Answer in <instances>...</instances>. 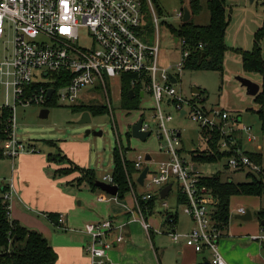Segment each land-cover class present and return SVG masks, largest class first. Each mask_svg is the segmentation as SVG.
<instances>
[{
	"label": "built area",
	"instance_id": "2783aa9c",
	"mask_svg": "<svg viewBox=\"0 0 264 264\" xmlns=\"http://www.w3.org/2000/svg\"><path fill=\"white\" fill-rule=\"evenodd\" d=\"M147 1L157 28L156 45L153 46L144 43L140 38L143 23L142 0H0V43L7 27L14 32L12 56L10 59L0 60V87L5 94V105L2 108L12 111L7 128L9 138L0 148L3 155L13 161L24 154L40 153L36 144H25L17 137L18 106L46 107L55 98L66 106H76L88 89H102L109 114L113 118L117 149L125 164L124 150L129 148H124L114 120L106 76L119 78L121 82L124 75H136L132 85H142L144 98L149 94L155 103L153 108L143 109L140 117L143 120L141 131L153 134L146 117L147 111H152L159 141L157 153L165 156V160L156 163L154 171L150 166L153 158L151 157V161L146 160L148 154H139L133 160L138 178L149 166L142 187L163 189L171 184L173 190L177 183V200L179 195L186 198L184 213L193 220L195 227L189 233L169 232L171 240L175 243L184 241L196 253L209 251L211 264H227L219 248L222 230L213 218L218 200L207 187L200 186L204 176L191 158L186 159L183 156L182 133L171 125L174 116L167 110L172 109L178 117L188 118L202 131L208 132L207 141H214L213 134L217 133L220 137L217 141L220 152L234 154L233 157L226 158L227 170H248L257 175L263 173L262 168L239 146L237 133L247 134L251 143L256 142L257 138L252 134L251 127L236 124L239 123L238 119H233L236 123L230 125L231 116L224 109L209 108L201 96L187 99L178 91L180 76L185 71V63L190 53L185 49V41L178 40L176 44L182 48L180 61L161 65L160 18L152 7L153 1ZM176 18L183 22L184 11L179 12ZM82 28H87L91 33L88 46L81 45ZM171 76L176 83H173ZM50 90H54V93L48 98ZM168 99L171 102L167 105ZM257 148L262 149L261 146ZM127 178L130 186L128 197L132 200V206L123 203L124 200L118 195L101 196L98 201L122 205L131 215L132 221L139 222L151 238L154 230L145 216L146 205L142 202L147 203L153 197H159L162 212L165 214L169 213V205L165 199H161V191L157 194L139 195L134 178L130 177L128 171ZM104 182L115 185L112 175L105 177ZM10 200L11 193L7 192L4 201L9 203L11 217ZM240 213L244 215L246 210L241 209ZM58 221L65 228L63 215ZM124 228L115 218L85 225L82 231L90 238L85 252L92 264L109 263L108 253L125 241ZM116 232L118 235L114 240L111 236Z\"/></svg>",
	"mask_w": 264,
	"mask_h": 264
},
{
	"label": "rangeland",
	"instance_id": "374dc122",
	"mask_svg": "<svg viewBox=\"0 0 264 264\" xmlns=\"http://www.w3.org/2000/svg\"><path fill=\"white\" fill-rule=\"evenodd\" d=\"M189 0H153V9L160 18L159 35H160V63L168 65L180 61L182 48L176 44L170 30L166 26L170 24L179 27L182 20L176 18ZM210 0H201L202 10L193 17V23L198 26H206L210 22V13L208 10V2ZM227 18L230 20L229 27L226 32V45L229 48L224 59L223 72L216 70H185L180 76V82L177 86L178 91L187 99L195 97L193 90L197 89L204 93L201 96L206 100L207 107H220L227 111L231 118L229 124L233 125V119H238L241 126L251 127L252 134L257 138L256 142H249L245 133L238 132L237 136L242 139L243 150L250 153L260 154L262 156V170L264 172V131L259 112L262 107L256 103V97L263 92L261 89L256 97L250 96L247 89L242 86L238 80L239 77L248 78L251 81L263 86V78L258 73H247L243 69L242 56L233 52V49H239L244 52H250L255 46V34L264 26V1L253 2L247 0L232 1L226 0ZM152 9L147 4L142 7V28L141 40L151 46L156 45L157 28L153 20ZM90 31L87 28L80 30L81 45H90ZM14 32L12 29L6 28L4 38L0 43V60L10 59L13 52ZM264 53V41L262 44ZM106 84L110 93L112 106L114 109V120L121 134L124 148V156L132 161L139 155L146 156L150 154L153 162L150 164L152 171L156 169V163L165 160L163 154H159V141L157 139V126L152 119L153 112L147 111V122L151 125L153 134L145 141L134 138H127V134L132 135V126L140 121L143 109H150L155 106L151 96L148 94L141 100L138 108L135 110H126L122 106L121 82L119 78H110L106 76ZM107 106L106 96L102 89H88L79 99L77 106L84 105ZM5 105V94L0 87V114L1 109ZM76 106V107H77ZM49 110L46 118L41 116V111ZM174 121L172 126L178 128L182 133L181 147L184 149L183 156L186 159L191 158V153L196 151L207 150V141L203 136L201 128L188 118H180L172 110ZM173 111V112H172ZM258 112V113H257ZM17 137L25 143L35 142L38 149L46 156L50 153H58L60 149L62 154L68 155L73 162L86 169L90 168L96 171L98 181L104 182V178L111 176L114 171V150L117 148V136L113 127V118L109 113L91 116V122L81 124L83 113L73 106H66L62 101L54 99V104L49 108L38 105L28 107H17ZM90 131V135L87 132ZM101 132V136L95 133ZM129 140V141H128ZM44 141H55L56 147L48 145ZM258 146L262 149L258 150ZM5 157H0V165L2 162L6 164L12 163ZM228 160L222 158L213 163L198 165V169L205 177L220 176L223 181H231L238 183H249L252 181L251 173L248 170L233 171L227 170ZM7 168V167H6ZM9 169L7 168V172ZM5 175V173H4ZM264 175V173H263ZM6 176V175H5ZM79 176V175H78ZM254 176L259 179L256 173ZM151 177V176H150ZM134 183L136 191L139 195L157 194L162 188L152 187L144 188L138 185V174H134ZM84 190V189H83ZM92 193V192H88ZM178 185L175 183L170 195L165 199L169 205V212L178 214L179 221L183 222L189 219L184 213V205H178ZM242 197V196H240ZM236 196L231 202V219L233 213L238 208L241 198ZM252 200V199H251ZM254 200V199H253ZM255 200H257L255 198ZM238 202V203H237ZM264 209V195L258 199ZM235 204V206H234ZM97 205H99L97 203ZM160 208V203H158ZM252 213H255L251 206H244ZM43 216V213H41ZM45 214V213H44ZM164 214V213H163ZM47 215V213L45 214ZM44 217V216H43ZM42 218L43 225L53 234L54 227L47 224ZM237 221V220H236ZM238 222V221H237ZM31 229L30 227H28ZM42 229V228H41ZM43 230V229H42ZM41 230V231H42ZM166 231L165 229H163ZM40 232V230H36ZM44 231V232H43ZM41 233L45 236L48 232L43 230ZM170 231V230H169ZM60 235L61 232L56 231Z\"/></svg>",
	"mask_w": 264,
	"mask_h": 264
},
{
	"label": "crops",
	"instance_id": "0c3cea01",
	"mask_svg": "<svg viewBox=\"0 0 264 264\" xmlns=\"http://www.w3.org/2000/svg\"><path fill=\"white\" fill-rule=\"evenodd\" d=\"M238 141L243 149L242 139L239 138ZM32 143L35 144V142ZM60 152H62L61 149ZM53 154L56 153L49 155ZM65 156L68 157V155ZM68 159L72 161L70 157ZM8 161L11 162L10 159ZM73 163L85 168L76 162ZM6 167L9 169L8 172ZM59 168L60 165L50 161L49 156L44 155L41 151L39 154H24L12 161L11 165L4 162L0 165V190L7 188V192L11 193V219L27 228L30 227L31 230H40V233L45 230L49 233L50 230L42 222L41 217L44 216L45 222L53 226L54 231L53 234L49 233L47 236L42 234L44 231L41 234L58 255L56 264H92L85 252L90 238L82 230L88 223L107 218H115L118 224L125 226V241L116 245L108 253V264L211 263L209 251L196 253L187 247L184 241L175 243L169 236V232L172 231L189 233L195 227L193 220L189 217L183 222H180L177 217L176 223L169 226L167 224L168 216L163 214L161 202L157 201L154 213L146 217L154 230L150 238L139 222L132 221L131 215L122 205L98 201V197H107L108 194L102 191L93 192L84 185L77 187L75 184H71L70 182L78 174L57 178L55 173ZM234 198L236 196L232 197L231 202ZM240 198L241 200L238 201L240 206L233 213L234 220L230 218L229 225L222 232V237L219 240L220 252L227 264H264V225L258 219V213L264 210L262 204L258 202L260 197L242 196ZM123 203L132 206V200L128 196ZM158 203H160V208ZM244 206H251L255 211V213L253 211L251 213L252 220L247 222L237 219L238 216L243 215L240 213L241 209L250 212ZM49 214L59 217L63 215L65 228L59 225V221L56 225L48 217ZM56 231L61 234H56ZM117 235V232L113 233L111 238L115 240Z\"/></svg>",
	"mask_w": 264,
	"mask_h": 264
},
{
	"label": "trees",
	"instance_id": "16d2710c",
	"mask_svg": "<svg viewBox=\"0 0 264 264\" xmlns=\"http://www.w3.org/2000/svg\"><path fill=\"white\" fill-rule=\"evenodd\" d=\"M153 1V0H152ZM147 4V0H142V7ZM190 9L193 17L197 16L201 10V0H189ZM208 10L210 13V22L206 26H198L193 23V17L190 22H182L179 27L167 24L166 26L171 32L174 40L185 41V49L189 51V57L185 63V70H216L223 72L224 59L229 48L226 45L225 37L230 24L227 18L226 0H210L208 2ZM264 41V26L255 34V46L252 51L244 52L239 49H233V52L240 54L243 61V69L247 73H258L263 78V92L256 97V103L262 107L259 115L261 117L264 131V53L262 44ZM202 46V47H201ZM136 75H124L121 81L122 106L126 110H135L141 103L140 94L142 85H132V81L136 79ZM131 91L135 92L134 99L131 98ZM203 96L204 93L202 92ZM54 101L47 103L49 108ZM77 106V105H76ZM73 106L81 113L89 112L91 116L109 113L108 106L84 105ZM258 113V112H257ZM12 116V111L6 108L1 109L0 114V147L9 138L7 128ZM132 135L127 134L130 139ZM204 138L208 139L209 133L203 131ZM214 141H207V150L196 151L191 153V159L196 165L213 163L222 158L233 157V153H221L218 146L217 133L213 134ZM52 147H56L55 141H44ZM241 147V144L239 143ZM129 149L127 150V152ZM184 153V149H182ZM246 154L261 168L262 156L260 154L246 152ZM3 155L0 148V157ZM125 164L123 163L119 150H114V184L118 187V197L124 200L129 192L130 186L127 178V171L131 178L137 173L134 161L127 156ZM52 162L60 165L56 170L57 178L68 177L78 174L70 183L77 187L87 186L93 192L101 191L97 186L98 181L95 170L81 168L74 164L67 156L60 151L56 154L49 155ZM264 173V172H263ZM259 175L257 179L251 173L252 181L249 183H234L231 181H223L218 176L203 177L200 186L207 187L212 195L218 200V206L215 208L213 218L222 232L227 229L231 218V199L235 196L262 197L264 195V175ZM135 185V184H134ZM7 188L0 190V264H56L58 255L48 240L38 231L28 229L17 221H13L10 217L9 203L4 201V195ZM159 197H153L144 209L145 216H150L155 211V206ZM178 205H186V198L179 195ZM167 216L171 219L167 221L169 226L176 223L178 214L169 212ZM48 217L58 225V215L49 214ZM167 217V218H168ZM258 219L264 222V210L258 213Z\"/></svg>",
	"mask_w": 264,
	"mask_h": 264
},
{
	"label": "water",
	"instance_id": "95a60500",
	"mask_svg": "<svg viewBox=\"0 0 264 264\" xmlns=\"http://www.w3.org/2000/svg\"><path fill=\"white\" fill-rule=\"evenodd\" d=\"M250 1L253 2L254 0H250ZM183 11H184L183 22L184 23L190 22L192 17H193V15H192V12H191V9H190L189 1L185 5ZM175 42L177 43L178 40H175ZM171 78H172V76H171ZM172 80H173V83H176V80L174 78H172ZM238 80L241 82L242 86L247 89L248 95L256 97L259 94V92L261 90V86L260 85H258L257 83L251 81L250 79L244 78V77H239ZM53 93H54V90H50L49 93H48V98H51ZM201 93L202 92L200 90H197V89L193 90V94L195 96H199V95H201ZM131 95H132L131 98L134 99L136 94H135L134 91H131ZM140 97L142 99L144 98V93L143 92H141ZM170 102H171V99H168L166 104L168 105ZM183 113H185V112H183ZM48 114H49V110L48 109H44V110L41 111V116L44 117V118H46L48 116ZM91 121H92L91 120V114L89 112L83 113L82 121L80 123L81 124H87V123H90ZM142 123H143V120H140L138 123H136V124H134L132 126V136L134 138H136V139H139V140L145 142L151 136V133L150 132L144 133V132L141 131ZM90 133L91 132L88 131L87 135L89 136ZM95 135L96 136H101L102 133L101 132L95 133ZM146 160L147 161H151L152 160V158H151V156L149 154L147 155ZM148 171H149V166H147L143 170L141 175L139 176L137 182H138V184L140 186H144V181H145V179L147 177ZM96 186L103 193H106V194L111 195V196L118 195L119 189L115 185H111V184L106 183V182L97 181L96 182ZM171 190H172V185L171 184H169L166 187H164L161 190V199H163V200L166 199L169 196ZM170 219H171V216L168 217V220H170ZM237 219H239L241 221H244V222L250 221V220H252L251 212H246V214L238 216ZM263 225H264V222H263ZM206 264H211V263L207 262Z\"/></svg>",
	"mask_w": 264,
	"mask_h": 264
}]
</instances>
